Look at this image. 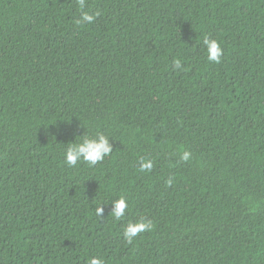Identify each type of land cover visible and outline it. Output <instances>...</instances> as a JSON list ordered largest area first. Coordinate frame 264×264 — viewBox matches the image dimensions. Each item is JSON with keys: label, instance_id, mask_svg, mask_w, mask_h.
<instances>
[{"label": "trees", "instance_id": "16d2710c", "mask_svg": "<svg viewBox=\"0 0 264 264\" xmlns=\"http://www.w3.org/2000/svg\"><path fill=\"white\" fill-rule=\"evenodd\" d=\"M93 257L264 264V0H0V264Z\"/></svg>", "mask_w": 264, "mask_h": 264}, {"label": "clouds", "instance_id": "9594fccd", "mask_svg": "<svg viewBox=\"0 0 264 264\" xmlns=\"http://www.w3.org/2000/svg\"><path fill=\"white\" fill-rule=\"evenodd\" d=\"M80 6L84 7V0H80ZM94 16L88 13H83L80 20L77 23H92ZM207 51V59L213 63H220L223 55V49L220 43L215 39H206L204 41ZM176 68L181 67L179 59L174 61ZM113 151L112 145L109 143V137L102 133H98L93 137H85L79 143L70 144L64 151V164L67 167H76L78 163H86L89 167H94L98 162H101L106 156ZM190 158V153L185 151L181 156V159L187 161ZM144 168H150L151 165L145 163ZM171 183V180L168 181ZM111 215L119 220L125 216V210L128 208V202L125 198L121 197L115 201H112ZM104 208L100 205L96 209L98 216H103ZM153 227L151 221L141 220L135 223L129 222L124 228V238L131 243L135 237L139 234L150 231ZM88 264H103L100 258H90Z\"/></svg>", "mask_w": 264, "mask_h": 264}]
</instances>
